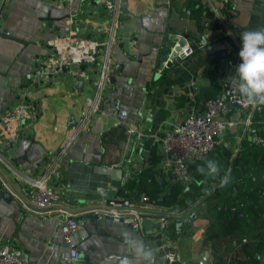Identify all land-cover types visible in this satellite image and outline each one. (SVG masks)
Instances as JSON below:
<instances>
[{
    "label": "crops",
    "instance_id": "obj_1",
    "mask_svg": "<svg viewBox=\"0 0 264 264\" xmlns=\"http://www.w3.org/2000/svg\"><path fill=\"white\" fill-rule=\"evenodd\" d=\"M58 1L0 0V26L10 34L0 32V117L25 96L37 103L39 111L29 123L21 119L23 129L11 143L0 140V171L13 187L8 190L9 200L0 197V244H7L23 264H137L124 242L131 235L154 254L163 247L176 248L183 264H201L204 255L208 264H264V238L257 240L264 222L259 221L252 233L247 231L249 219L239 213L238 199L234 200L238 218H232L223 192L226 185L221 186L231 166L255 164L256 157L250 155L248 162L241 152L233 155L224 146L216 148L196 163L189 162L188 179L177 181L169 160L158 151L159 138L172 123L218 94L223 58L214 56L206 62L201 54L191 52L161 74L157 69L170 31L200 32L207 42L231 41L224 34L227 28L240 39L246 31L264 28V0H213L220 22L209 20L198 0H122L114 27L117 41L106 58L108 79L85 126L55 161L54 152L88 109L103 55L86 66L92 80L62 72L41 81L32 75L34 60L48 52L49 38L66 33L65 15L75 17L79 33L91 39L104 37L98 28L108 20L97 0H74L69 6ZM187 39L196 40L190 35ZM206 65H215L214 72L205 73ZM208 160L218 164V174L198 171L206 172ZM100 165L121 166V177L99 171ZM44 173L57 197L47 208L29 202L25 194L27 182ZM263 183L264 178H256L253 190ZM111 198L129 203L109 211L102 206L108 207ZM57 205L80 218L85 231L78 255L70 261L59 258L58 223L65 214L56 210ZM132 209L165 217L168 229L155 241L157 245L149 246V236L133 232L124 221L104 217L109 212L135 215ZM177 217L179 225H175ZM246 232L258 244L251 255L240 240ZM155 264L165 263L155 258Z\"/></svg>",
    "mask_w": 264,
    "mask_h": 264
},
{
    "label": "built area",
    "instance_id": "obj_2",
    "mask_svg": "<svg viewBox=\"0 0 264 264\" xmlns=\"http://www.w3.org/2000/svg\"><path fill=\"white\" fill-rule=\"evenodd\" d=\"M73 1L59 0L58 3L69 6ZM97 1L108 14L107 23L98 28L104 32L103 38L91 39L83 36L78 31L76 18L67 14L63 17V23L67 25L66 33L49 38L47 40L48 52L37 56L34 60L35 68L32 75H37L41 81L52 79L62 72L71 78L83 77L92 80L93 75L86 66L92 65L99 53L103 55L99 70L96 72V80L94 78L93 81L95 88L88 109L83 112L75 131L66 137L54 152L55 161H58L66 152L76 133L85 126L91 110L97 105L102 92V84L108 79L106 58L110 54L111 46L117 41L114 27L120 14L119 7L122 0ZM198 3L206 12H209V20L221 21L219 8L213 0H198ZM224 34L230 36L231 41L226 39L227 53L223 57V69L218 77L220 82L218 94L213 98L202 100L197 110L188 111L182 120L172 123L170 129L159 138L158 151L169 160L173 177L177 181L188 179L187 164L189 162L196 163L210 152H214L216 148L224 146L233 155L248 149L249 152H254L257 160L264 155L259 151L256 153L255 147L264 146V105H247L244 98L232 87L228 78L235 75L236 67L240 63L238 52L241 42L233 31L227 28ZM80 64H84V68H80ZM64 65L67 68L63 70ZM38 112L37 103L26 96L20 102L13 103L0 117V140L5 144L11 143L23 129L21 119L29 123L36 118ZM127 130L134 132V128L131 127H127ZM46 179L45 173L31 178L25 188L26 199L45 208L53 204L57 198ZM122 200L121 205H128L127 199ZM260 200L264 204V183L260 191ZM56 208L65 214L58 223L62 238L59 258L62 261H70L78 255L77 245L85 235L83 223L80 218L66 213L64 207L57 205ZM102 213H106L104 209ZM260 215L264 217V208ZM160 219L159 226L164 233L168 229V222L164 216ZM240 240L242 243L255 240V238L251 233L246 232ZM154 257L160 258L165 264H183L179 251L171 246L163 247L159 253L154 254ZM0 264H23V262L7 244L3 243L0 244Z\"/></svg>",
    "mask_w": 264,
    "mask_h": 264
},
{
    "label": "water",
    "instance_id": "obj_3",
    "mask_svg": "<svg viewBox=\"0 0 264 264\" xmlns=\"http://www.w3.org/2000/svg\"><path fill=\"white\" fill-rule=\"evenodd\" d=\"M1 31L4 35L10 36L8 31H3L2 26H0V32ZM188 35L194 36L196 40H188ZM227 43L226 39L207 42L203 34L200 32L179 34L170 31L167 34L166 39L163 41L161 52L158 56V74L177 65L180 60L191 52H198L203 56L206 62H210L211 58L214 56H221L223 58L227 53V50L225 49ZM62 68L64 70L67 66L64 65ZM80 68H84V64H80ZM98 169L101 172L109 174L114 179H119L121 177V166L100 165ZM8 190H13L11 182L8 181L0 171V197L2 199L9 200L11 198V194H9ZM122 201L121 198H111L106 202V204L110 205H108V207H102L115 212L120 209L118 206L122 204ZM132 212L135 215L121 214L120 216H114V214L109 212V214H104V217H112L124 221L133 232L148 235L149 239L146 243H148L149 246L157 245V242L155 241L161 237L163 232L159 226L161 214L142 209H132ZM180 222L181 219L177 217L175 219V225H179ZM140 228L142 229V232L140 231ZM201 264H208V259L205 255L203 256Z\"/></svg>",
    "mask_w": 264,
    "mask_h": 264
},
{
    "label": "clouds",
    "instance_id": "obj_4",
    "mask_svg": "<svg viewBox=\"0 0 264 264\" xmlns=\"http://www.w3.org/2000/svg\"><path fill=\"white\" fill-rule=\"evenodd\" d=\"M241 47L238 52L240 63L235 75L229 77L233 88L244 98L247 105H264V28L249 30L240 37ZM202 174L215 175L220 169L213 160L206 162L204 168L198 169ZM229 178L225 176L221 186H225ZM124 242L131 250L137 264H155L154 253L147 245L131 235H126Z\"/></svg>",
    "mask_w": 264,
    "mask_h": 264
},
{
    "label": "trees",
    "instance_id": "obj_5",
    "mask_svg": "<svg viewBox=\"0 0 264 264\" xmlns=\"http://www.w3.org/2000/svg\"><path fill=\"white\" fill-rule=\"evenodd\" d=\"M197 9V8H196ZM200 11L196 14V16L200 15ZM215 65L211 67L210 65H206L204 68V72L207 74H210L214 72ZM256 147V153L258 151H261L262 154H264V146L262 147ZM248 149L243 150L241 152L242 158L246 159L249 162V158L251 156L255 157L254 152H249ZM251 155V156H250ZM263 157V158H262ZM262 157L258 158V162L253 164H247L242 165L239 169H235L234 166H231V169L227 175L229 178V182L225 186L224 194L226 195L227 204L229 215L232 218H238L237 209L235 206V199H238V211L241 214L242 218L249 219V222L247 223V231L252 233V230L255 226H259V221L261 223L264 222V217L260 215L261 210L264 208V204L260 200V191L262 189V186L258 189H254V181L256 178H264V155ZM254 160V159H252ZM251 175H253V179H251ZM254 192V196L252 193V196H249V201L246 202V196L250 194L251 191ZM259 195V198H256V196ZM233 207V208H232ZM263 221V222H262ZM251 230V231H250ZM253 237V235H252ZM254 238V237H253ZM259 238H264V227L260 231L259 236L257 237V240ZM256 240H251L249 242H245L247 244L245 252L247 255H251L253 250L257 247L258 244H256ZM255 251V250H254ZM232 264H244L243 262H232ZM245 264H255V263H247Z\"/></svg>",
    "mask_w": 264,
    "mask_h": 264
},
{
    "label": "rangeland",
    "instance_id": "obj_6",
    "mask_svg": "<svg viewBox=\"0 0 264 264\" xmlns=\"http://www.w3.org/2000/svg\"><path fill=\"white\" fill-rule=\"evenodd\" d=\"M260 153H262L261 151H259Z\"/></svg>",
    "mask_w": 264,
    "mask_h": 264
}]
</instances>
